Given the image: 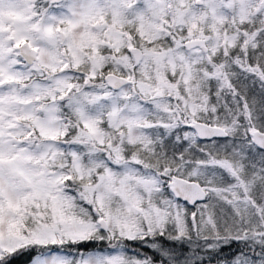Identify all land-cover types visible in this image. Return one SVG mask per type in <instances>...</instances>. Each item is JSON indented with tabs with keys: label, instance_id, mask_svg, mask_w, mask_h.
Wrapping results in <instances>:
<instances>
[{
	"label": "snow or ice",
	"instance_id": "obj_1",
	"mask_svg": "<svg viewBox=\"0 0 264 264\" xmlns=\"http://www.w3.org/2000/svg\"><path fill=\"white\" fill-rule=\"evenodd\" d=\"M0 264H264V0H0Z\"/></svg>",
	"mask_w": 264,
	"mask_h": 264
}]
</instances>
